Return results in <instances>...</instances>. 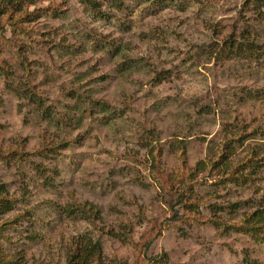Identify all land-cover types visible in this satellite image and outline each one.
Wrapping results in <instances>:
<instances>
[{
    "label": "rangeland",
    "instance_id": "obj_1",
    "mask_svg": "<svg viewBox=\"0 0 264 264\" xmlns=\"http://www.w3.org/2000/svg\"><path fill=\"white\" fill-rule=\"evenodd\" d=\"M11 2L16 12L0 2L2 258L264 264L262 235L235 227L264 209V22L245 0ZM239 33L255 60L226 51ZM179 150L204 165L181 201L149 169L175 174ZM250 152L253 179H228L248 172ZM87 243L97 258L67 261Z\"/></svg>",
    "mask_w": 264,
    "mask_h": 264
},
{
    "label": "trees",
    "instance_id": "obj_2",
    "mask_svg": "<svg viewBox=\"0 0 264 264\" xmlns=\"http://www.w3.org/2000/svg\"><path fill=\"white\" fill-rule=\"evenodd\" d=\"M13 0H0V2L3 4V7L6 9L14 10L16 12V9H14V5L12 4ZM153 3L161 4L165 0H151ZM84 2L91 4L89 0H84ZM243 6L246 8L247 11L251 12L252 15L256 16L257 18L261 17L259 20H262L264 22V0H245L243 3ZM0 9H4V8ZM26 16H30L28 14H25ZM20 18H17L13 20L10 17H6L3 21L4 24L9 25L10 27H16L18 30H21L22 27L19 25ZM238 38L241 40L239 42L240 44H234L233 40L228 38L227 41L224 42V47L226 48V51L228 53H232L235 56L239 57H246L250 59H256V55L253 52V49L251 48V41H249L246 36L242 33L238 34ZM242 42L245 43V46H242ZM225 147V145H224ZM222 156L223 152L221 153L220 157L215 162L211 163V168H214L215 165H219V163L222 161ZM184 152L183 150H179V170L176 171L175 174H164L162 171L159 170L157 163L151 162L149 169L151 172L155 175L156 179L159 181L160 184H162V187L166 189V191H171L173 186L178 185V188L172 193L175 198H177L178 201H181L182 198L184 197V194L188 192L191 188L192 184V178L196 175L194 173H197L199 171H202L204 168V165H202L201 162H198L195 164L193 168L187 167L185 160H184ZM258 159L255 157V154L250 152L249 155L242 161V169L243 171H248L245 172V174H237L238 172L236 171H230V174L227 176L228 179H235V181H240L243 183L245 179H253L252 177L255 176V171L257 170V165H258ZM191 190L189 191V193ZM2 193H4V189L2 184H0V215L6 213L10 208V202L2 198ZM171 208V207H170ZM173 210V209H172ZM87 215L90 214V210L87 209L85 211ZM84 212V213H85ZM186 212V211H185ZM184 212V213H185ZM189 213H191L189 211ZM185 215V214H183ZM181 215L180 217L177 216L176 211L173 212L172 219L178 220L181 219L183 216ZM189 214L186 213V218H188ZM8 220H2L0 222V231L4 230L7 226ZM236 228L238 229H243L247 232H249L251 235L254 236H259L262 235L264 238V209H258V211H254L248 215H244L242 222L238 225H235ZM260 237V236H259ZM260 238V239H263ZM99 244L94 243V244H82L80 245L75 251L71 252L68 258V262L73 260L74 258H77L79 260L87 259L86 257H91L95 256L96 258L99 256ZM152 259L150 258H145L144 262H135L134 264H147L149 261ZM75 261V259H74ZM0 264H13L11 262V259L9 260H4L0 254Z\"/></svg>",
    "mask_w": 264,
    "mask_h": 264
}]
</instances>
